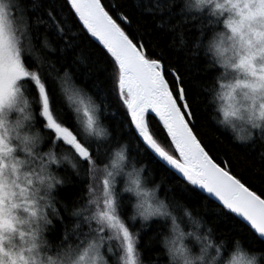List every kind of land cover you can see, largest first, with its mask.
<instances>
[{
	"label": "snow or ice",
	"instance_id": "1",
	"mask_svg": "<svg viewBox=\"0 0 264 264\" xmlns=\"http://www.w3.org/2000/svg\"><path fill=\"white\" fill-rule=\"evenodd\" d=\"M233 7L242 21L264 24V0H233ZM119 8L110 0H0V109L11 107L17 85H28L44 129L69 146L76 160V170L64 176V184L81 176L89 187L90 182L102 184L103 208L97 206V215L115 234L124 264H137L138 218L147 222L161 217L176 202L172 198L165 203L154 190L150 194L139 173H128L124 192L131 195L125 203L120 189L125 179L120 163L123 155L117 154L112 170L98 167L104 159H112L111 145L106 144L103 152L99 145L112 139L113 133L101 126V107L94 97L113 101L120 109L113 113L122 116L116 126L117 143L120 135L129 134L138 147L143 145L144 155L192 186L188 195L206 193L221 219L243 226L255 244L264 246V189L258 194L246 186L225 160L211 154L213 149L201 138L195 105L190 102L194 97L181 71L190 72L191 66L186 60L174 66L146 39L151 32L133 27L134 19L139 23L135 8L128 12ZM65 97L82 113L83 133L62 118ZM150 116L159 128L151 126ZM82 199L77 194L71 202ZM59 202L67 212V202ZM57 215L64 223L60 211ZM108 251L117 254L111 247Z\"/></svg>",
	"mask_w": 264,
	"mask_h": 264
},
{
	"label": "clouds",
	"instance_id": "2",
	"mask_svg": "<svg viewBox=\"0 0 264 264\" xmlns=\"http://www.w3.org/2000/svg\"><path fill=\"white\" fill-rule=\"evenodd\" d=\"M183 11L207 13L214 25L200 47L208 66L219 69L208 89L218 125L238 142L257 133L264 136V24L242 21L233 0H183ZM33 121L31 100L24 86L17 85L11 107L0 109V264H124L122 252L113 261L106 254L114 237L97 215L104 199L99 181L86 185L82 201L68 210L73 223L65 230L67 237L50 240L54 221L61 218L56 192L65 183L58 169L67 164L75 171L76 161L68 153H58L55 142L44 149L45 136ZM117 154L124 157V177L129 181L128 173H139L143 183L145 166L129 163L126 143L112 150V159L102 169L98 167L112 170ZM181 215L188 219V229L179 222ZM160 218L170 221L161 237L167 264L264 261V254L249 250L238 238L225 255L226 241H217L211 227L187 207L179 214L168 207ZM136 261L145 264L139 253Z\"/></svg>",
	"mask_w": 264,
	"mask_h": 264
},
{
	"label": "trees",
	"instance_id": "3",
	"mask_svg": "<svg viewBox=\"0 0 264 264\" xmlns=\"http://www.w3.org/2000/svg\"><path fill=\"white\" fill-rule=\"evenodd\" d=\"M110 2L113 5L120 6L118 10L122 12H128L130 8H135L139 23L134 19L133 27L139 28L140 31L147 29L148 32H151L153 35L146 37V39H151L152 46L157 51L162 50L174 66H180L185 60L191 66L190 72H184L183 69L181 71L187 80L186 87L189 95L194 97V100H190V102L195 105V121L198 130L202 134L201 138L206 145L213 149L211 154L218 155L225 160L232 169L233 174H238V178H241L246 186L258 191L259 194L260 190L264 189V139L257 133L249 141L238 142L228 130L218 125L213 105L209 102L208 89L214 82L219 69L208 66V59L203 53L202 47H200L201 42L206 40L214 29V25L209 23L207 13L188 14L184 12L183 0H110ZM43 36L42 30L41 41ZM23 86L32 103L33 124L35 127H39L45 136L43 148L47 149L55 142L54 146L58 153H68L74 159L69 146L56 140L54 136L50 137L48 130L44 129L31 90L27 84ZM94 99L101 107L102 125L108 127L113 133L112 139L100 142L101 152H103L106 144L111 145L113 150L120 144L126 143L129 163L145 166L142 173L145 189L152 192L154 190L156 197L166 203L175 198L176 203L171 206V210L177 214L184 207L191 209L193 215L199 217L206 228L211 227L212 234L217 241H226L225 255L232 248L233 241L237 238L249 250L264 254V246L255 244L246 228L235 222L228 223L221 219L220 213L216 211L217 206L213 204L206 193L188 195L187 193L193 191L192 186H186L178 175H173L151 157L144 155L142 153L143 145L138 147L129 134L120 135L119 143H117L116 126L120 124L122 116H113V113H119L120 109L113 101L101 100L95 97ZM61 116L72 129L79 126L80 132L83 133V124L78 117V113L66 97L61 104ZM149 120L154 129L160 127L153 117L150 116ZM159 136L163 139L164 133L160 132ZM91 139L96 140L95 137ZM165 147H168L167 143H165ZM109 160L110 158L104 159L100 163L101 169ZM221 166L225 165L222 164ZM58 171L63 177L69 172H74L67 164H64ZM86 185H88V181L81 176L80 178H74L72 184H64L58 188L56 192L57 206L61 215L65 217V222L54 221L56 226L48 234L53 242L60 241L67 226L73 223L68 211H64L63 203L59 201H66L67 208L70 210L76 205L71 202V198L77 194L84 197ZM127 185L128 180L125 178L120 184L125 203L131 195L124 192ZM166 196L168 199H165ZM134 202L135 198L133 197L132 203ZM128 211L131 214V205H129ZM226 211L224 210V212ZM236 219L239 220V218ZM179 222L185 229L189 228L186 217L181 215ZM141 223H146L147 227L141 228ZM169 226L170 221L168 219L153 217L147 222H142L138 218L137 228L140 229L141 235L137 251L141 254L145 264H167V257L164 248L161 246V237L168 232ZM109 247L114 249L113 252H119V244L115 236L111 245L109 244L106 248L108 259L113 261L114 255L108 251ZM262 264H264V261H262Z\"/></svg>",
	"mask_w": 264,
	"mask_h": 264
},
{
	"label": "rangeland",
	"instance_id": "4",
	"mask_svg": "<svg viewBox=\"0 0 264 264\" xmlns=\"http://www.w3.org/2000/svg\"><path fill=\"white\" fill-rule=\"evenodd\" d=\"M75 108V107H74ZM13 115H14V113H13ZM78 117H79V119L81 120V122H82V124H83V115H82V113H78ZM128 186V185H127ZM126 186V187H127ZM150 194L152 193V191H149V190H147ZM156 196V195H155ZM111 235L114 237L115 236V234L114 233H111ZM110 245H111V243H110ZM114 250V249H113Z\"/></svg>",
	"mask_w": 264,
	"mask_h": 264
}]
</instances>
